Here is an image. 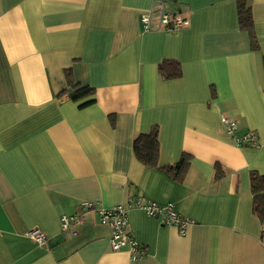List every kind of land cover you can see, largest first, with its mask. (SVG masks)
Here are the masks:
<instances>
[{
  "label": "crops",
  "instance_id": "0c3cea01",
  "mask_svg": "<svg viewBox=\"0 0 264 264\" xmlns=\"http://www.w3.org/2000/svg\"><path fill=\"white\" fill-rule=\"evenodd\" d=\"M155 1L0 0V264H264L250 189V171L264 175V0H248L257 52L236 0H163L188 26L143 30ZM165 60L180 76H161ZM79 87L93 94L72 100ZM222 115L236 121L233 136ZM153 125L149 167L132 143ZM248 131L258 145H237ZM183 153L177 181L160 167ZM136 195L172 203L191 221L185 234L131 208L145 249L131 261L127 245L110 248L96 211L60 228L83 201L110 208ZM32 227L48 242L28 238Z\"/></svg>",
  "mask_w": 264,
  "mask_h": 264
},
{
  "label": "built area",
  "instance_id": "2783aa9c",
  "mask_svg": "<svg viewBox=\"0 0 264 264\" xmlns=\"http://www.w3.org/2000/svg\"><path fill=\"white\" fill-rule=\"evenodd\" d=\"M140 22L143 30L146 31L174 30L188 26L189 18L181 15L180 11L169 9L163 0H156L149 11L140 16ZM221 121L226 127L227 133L233 136L236 130V121L224 115L221 116ZM234 141L240 146L258 145L256 135L252 131L234 137ZM131 208L141 209L146 215L156 218L164 226L175 227L179 234H185L186 228L191 222L190 219L178 213L172 203H157L142 195H136L128 197L125 202L110 208L97 209L95 201H83L78 205L74 214L60 216V228L63 232H68L82 222L87 214L96 211L100 223L106 224L110 229V248L113 251H118L127 245L130 260L137 261L145 255V249L133 239L129 231L127 213ZM25 235L39 244L47 243L49 240L43 231L35 227L28 229Z\"/></svg>",
  "mask_w": 264,
  "mask_h": 264
},
{
  "label": "trees",
  "instance_id": "16d2710c",
  "mask_svg": "<svg viewBox=\"0 0 264 264\" xmlns=\"http://www.w3.org/2000/svg\"><path fill=\"white\" fill-rule=\"evenodd\" d=\"M236 11L239 28L248 32L250 46L253 51L257 52L259 50V45L254 31V22L248 0H236ZM262 64L264 71V59L262 60ZM169 65H171L170 68ZM158 69L161 76L166 79L175 78L181 74L179 63L170 60L162 61ZM91 94H93V89L79 87L69 96L72 100H78ZM132 148L136 158L144 165L149 167L157 166L159 154L158 126L153 125L148 133L138 134L133 140ZM189 159L190 155L183 153L176 163L161 166L160 169L172 179L181 181L188 168ZM214 169L215 178H221L223 172L220 165L215 164ZM250 189L254 198L253 211L260 221L264 222V175L259 174L255 170L250 171Z\"/></svg>",
  "mask_w": 264,
  "mask_h": 264
},
{
  "label": "rangeland",
  "instance_id": "374dc122",
  "mask_svg": "<svg viewBox=\"0 0 264 264\" xmlns=\"http://www.w3.org/2000/svg\"><path fill=\"white\" fill-rule=\"evenodd\" d=\"M252 132H253V131H252ZM245 133H246V132H245ZM245 133H243V134H245ZM253 133H254V132H253ZM243 134H242V135H243ZM256 139H257V138H256Z\"/></svg>",
  "mask_w": 264,
  "mask_h": 264
}]
</instances>
